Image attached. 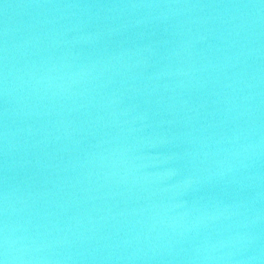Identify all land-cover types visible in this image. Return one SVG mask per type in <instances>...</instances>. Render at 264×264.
Listing matches in <instances>:
<instances>
[{"label": "water", "instance_id": "1", "mask_svg": "<svg viewBox=\"0 0 264 264\" xmlns=\"http://www.w3.org/2000/svg\"><path fill=\"white\" fill-rule=\"evenodd\" d=\"M0 264H264V0H0Z\"/></svg>", "mask_w": 264, "mask_h": 264}]
</instances>
